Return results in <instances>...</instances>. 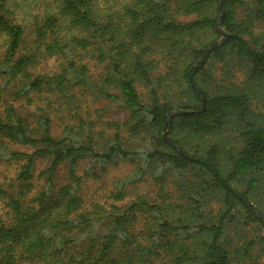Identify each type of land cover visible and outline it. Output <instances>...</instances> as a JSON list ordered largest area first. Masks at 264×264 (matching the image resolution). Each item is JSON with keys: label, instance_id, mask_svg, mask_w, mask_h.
<instances>
[{"label": "trees", "instance_id": "trees-1", "mask_svg": "<svg viewBox=\"0 0 264 264\" xmlns=\"http://www.w3.org/2000/svg\"><path fill=\"white\" fill-rule=\"evenodd\" d=\"M220 3L0 0V264H264V0Z\"/></svg>", "mask_w": 264, "mask_h": 264}, {"label": "rangeland", "instance_id": "rangeland-1", "mask_svg": "<svg viewBox=\"0 0 264 264\" xmlns=\"http://www.w3.org/2000/svg\"><path fill=\"white\" fill-rule=\"evenodd\" d=\"M261 28L264 29V24L261 25ZM53 63L51 61L43 62L40 66L41 71H50L52 70ZM91 71L93 74H96L98 69L91 66ZM238 75V73H237ZM94 98H88L90 107H107L110 104L105 103L102 100H98L93 102ZM19 114L26 117V110L22 109L21 106H18ZM105 119L119 120L121 121L124 118V112L116 107L115 105H111L110 109L106 112ZM45 164L39 163L37 164V170L41 169ZM13 170V168H11ZM132 167L127 164H121L115 168H109L108 173H106L100 181L87 180L85 181L84 190L85 197L88 201H95L99 203H109L111 200L109 199V192L113 189V181L115 178H121L122 175L127 174ZM12 170L8 171V175H12ZM62 173V171H60ZM58 181L62 183L64 181L63 176H59ZM143 191V190H142Z\"/></svg>", "mask_w": 264, "mask_h": 264}, {"label": "water", "instance_id": "water-1", "mask_svg": "<svg viewBox=\"0 0 264 264\" xmlns=\"http://www.w3.org/2000/svg\"><path fill=\"white\" fill-rule=\"evenodd\" d=\"M219 6H220V9H221V10H220V15L222 16V15L224 14V12H223V10H222V8H221L220 0H219ZM219 26H220V24H219ZM220 33H221V35H222L221 38H220V40L211 43V44L205 49V51H204V53L202 54L201 58L195 63V65L191 68V70H190V72H189V74H188V81H189V83H190L192 89H193L197 94H199V91H198L197 87L194 85V83H193V81H192V73H194L195 71H197V69H199L200 67H202V66L206 63L207 58H208L210 52H211L213 49H215L216 47H218V46L222 43L223 40H225V39L228 38V35L225 34L224 32L220 31ZM201 101H202V109H203L204 104H205V100H204L203 98H201ZM190 113H191V112H189V111H181V110H179V111H176V112H172V113L170 114V117L173 116V115H184V114H190ZM165 134H166V130H164V132H163V136H165ZM257 217H258L259 219L263 220L262 217H260L259 215H257ZM263 222H264V221H263Z\"/></svg>", "mask_w": 264, "mask_h": 264}]
</instances>
